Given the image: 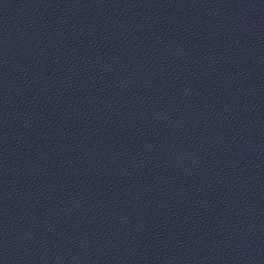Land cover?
<instances>
[{"label":"water","instance_id":"1","mask_svg":"<svg viewBox=\"0 0 264 264\" xmlns=\"http://www.w3.org/2000/svg\"><path fill=\"white\" fill-rule=\"evenodd\" d=\"M251 2L256 6V8L264 17V0H251Z\"/></svg>","mask_w":264,"mask_h":264}]
</instances>
